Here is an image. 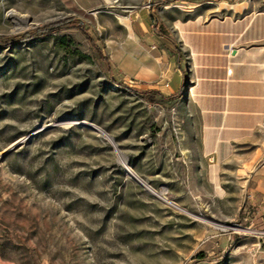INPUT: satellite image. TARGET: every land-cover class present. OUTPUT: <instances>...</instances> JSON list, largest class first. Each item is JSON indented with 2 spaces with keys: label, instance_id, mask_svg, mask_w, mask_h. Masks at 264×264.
<instances>
[{
  "label": "rangeland",
  "instance_id": "rangeland-1",
  "mask_svg": "<svg viewBox=\"0 0 264 264\" xmlns=\"http://www.w3.org/2000/svg\"><path fill=\"white\" fill-rule=\"evenodd\" d=\"M157 1L0 0V264H264L243 179L264 131L214 178L187 80L163 92ZM144 13L159 59L140 81Z\"/></svg>",
  "mask_w": 264,
  "mask_h": 264
},
{
  "label": "crops",
  "instance_id": "crops-1",
  "mask_svg": "<svg viewBox=\"0 0 264 264\" xmlns=\"http://www.w3.org/2000/svg\"><path fill=\"white\" fill-rule=\"evenodd\" d=\"M157 2L159 24L144 13L127 27L132 44L127 54L133 63L129 72L140 81L154 76V60L159 58L148 48H156L152 42L157 24L162 30L158 53L163 68L158 76L163 92L170 95L187 80L185 94L201 120L202 148L214 178L220 179L236 149L264 131V2ZM249 162L243 176L246 194L264 224V155Z\"/></svg>",
  "mask_w": 264,
  "mask_h": 264
},
{
  "label": "water",
  "instance_id": "water-1",
  "mask_svg": "<svg viewBox=\"0 0 264 264\" xmlns=\"http://www.w3.org/2000/svg\"><path fill=\"white\" fill-rule=\"evenodd\" d=\"M93 128H95V127H93ZM95 129H97V128H95ZM97 130H99V129H97ZM127 171H128V174L132 177V178H134L136 181H138L139 183H141L142 185H144L145 187H147L146 186V184L145 183H143L132 171H130L129 169H127Z\"/></svg>",
  "mask_w": 264,
  "mask_h": 264
},
{
  "label": "trees",
  "instance_id": "trees-1",
  "mask_svg": "<svg viewBox=\"0 0 264 264\" xmlns=\"http://www.w3.org/2000/svg\"><path fill=\"white\" fill-rule=\"evenodd\" d=\"M33 36V34H27V35H24L22 36L21 38H14V39H11V41H8V43H13V42H16V41H20V40H23L25 38H31Z\"/></svg>",
  "mask_w": 264,
  "mask_h": 264
},
{
  "label": "built area",
  "instance_id": "built-area-1",
  "mask_svg": "<svg viewBox=\"0 0 264 264\" xmlns=\"http://www.w3.org/2000/svg\"><path fill=\"white\" fill-rule=\"evenodd\" d=\"M224 1L234 4V3H239V2H250L252 0H224ZM260 1L264 2V0H260Z\"/></svg>",
  "mask_w": 264,
  "mask_h": 264
},
{
  "label": "bare ground",
  "instance_id": "bare-ground-1",
  "mask_svg": "<svg viewBox=\"0 0 264 264\" xmlns=\"http://www.w3.org/2000/svg\"><path fill=\"white\" fill-rule=\"evenodd\" d=\"M100 131H102V130H100ZM103 132V131H102ZM104 133V132H103ZM105 134V133H104Z\"/></svg>",
  "mask_w": 264,
  "mask_h": 264
}]
</instances>
